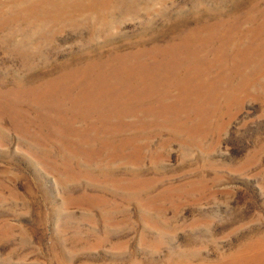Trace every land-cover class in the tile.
Wrapping results in <instances>:
<instances>
[{
    "label": "rangeland",
    "instance_id": "374dc122",
    "mask_svg": "<svg viewBox=\"0 0 264 264\" xmlns=\"http://www.w3.org/2000/svg\"><path fill=\"white\" fill-rule=\"evenodd\" d=\"M0 264H264V0H0Z\"/></svg>",
    "mask_w": 264,
    "mask_h": 264
}]
</instances>
